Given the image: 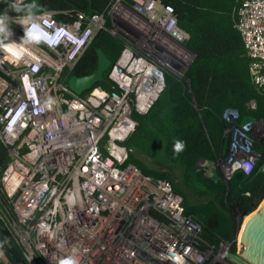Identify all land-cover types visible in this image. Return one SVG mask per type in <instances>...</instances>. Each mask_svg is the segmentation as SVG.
Masks as SVG:
<instances>
[{
  "label": "built area",
  "instance_id": "built-area-1",
  "mask_svg": "<svg viewBox=\"0 0 264 264\" xmlns=\"http://www.w3.org/2000/svg\"><path fill=\"white\" fill-rule=\"evenodd\" d=\"M4 13L11 18L9 40L18 43V14L5 6ZM56 13L36 12L56 36L54 46L12 47L0 38V141L8 152L0 185L14 215L10 235L27 264H60L68 255L79 264H228L231 244L201 248V226L184 214L171 184L128 163L122 144L136 124L133 114L145 113L163 90L165 74L184 77L193 59L187 33L154 0H111L104 12L78 11L69 21ZM234 26L251 79L264 88V0H241ZM101 29L123 41L109 66L111 89L93 85L76 94L65 79ZM237 116L231 108L223 112L231 125L220 162L225 179L245 173L244 165L252 170L259 158L253 137L264 141L263 121L236 125ZM0 261L7 264L1 253Z\"/></svg>",
  "mask_w": 264,
  "mask_h": 264
},
{
  "label": "trees",
  "instance_id": "trees-1",
  "mask_svg": "<svg viewBox=\"0 0 264 264\" xmlns=\"http://www.w3.org/2000/svg\"><path fill=\"white\" fill-rule=\"evenodd\" d=\"M154 1L158 10L168 7L177 25L188 34L185 46L193 59L184 77L165 74L163 90L145 113L133 114L136 124L122 144L128 149V163L152 179L171 184L181 198L184 214L201 226V248L212 246L216 250L233 240L237 218L253 211L264 192L263 139L252 144L259 158L250 173H242L238 179L223 177L220 162L229 148L227 130L231 126L223 118V112L227 108L236 110V125L259 120L264 124V88H257L251 79L249 58L234 26L235 9L241 0ZM33 2L25 0V3ZM110 2L43 0L42 10L56 11L58 19L69 21L78 11L87 15L104 12ZM1 9L4 7L0 4ZM104 26H110L106 12ZM97 48L103 50L112 65L123 48V41L105 29L99 30L65 81L71 74L84 76L94 72ZM108 71L109 67L103 72L104 80L94 86L111 89ZM177 140L185 145L179 152L174 151ZM7 161V148L0 141V173ZM210 168L211 175L207 173ZM13 218L0 185V230H6L8 244L24 263L16 262L1 243L0 253L7 264H27L23 247L9 232L8 223ZM228 250L235 252V245L231 244ZM35 264L43 263L35 259Z\"/></svg>",
  "mask_w": 264,
  "mask_h": 264
},
{
  "label": "water",
  "instance_id": "water-1",
  "mask_svg": "<svg viewBox=\"0 0 264 264\" xmlns=\"http://www.w3.org/2000/svg\"><path fill=\"white\" fill-rule=\"evenodd\" d=\"M33 3L37 5L35 12L43 8V0H34ZM4 4L9 7L7 1ZM88 9L90 10V6ZM9 10L14 12L10 7ZM96 54L97 65L94 72L84 76L71 74L68 77L67 85L74 93L81 94L96 82L104 80L103 72L110 66V60L101 48L96 49ZM241 174L242 171L238 169L234 172V177L238 179ZM7 239V232L2 228L0 230V243L3 245L4 250L16 262L24 263V260L8 244ZM230 244H234L236 250L235 252L226 250L225 257L232 264H264V192L260 195L259 203L253 211L248 214L243 213L237 218L234 238Z\"/></svg>",
  "mask_w": 264,
  "mask_h": 264
},
{
  "label": "clouds",
  "instance_id": "clouds-1",
  "mask_svg": "<svg viewBox=\"0 0 264 264\" xmlns=\"http://www.w3.org/2000/svg\"><path fill=\"white\" fill-rule=\"evenodd\" d=\"M9 7L18 14L14 19V23L18 24L23 31V36L18 43L10 41L9 37L12 33L6 21L11 18L6 13L0 14V38L9 40V46L18 47L21 43L24 45L40 43H46L49 46L55 45L57 42L56 36L48 33L36 16V4L25 3V0H12ZM184 146L183 141L177 140L174 144V151L179 152L183 150ZM251 167V164L244 165L245 173H250ZM245 195H248V193H245ZM60 264H79V261L75 255H68L60 261Z\"/></svg>",
  "mask_w": 264,
  "mask_h": 264
},
{
  "label": "rangeland",
  "instance_id": "rangeland-1",
  "mask_svg": "<svg viewBox=\"0 0 264 264\" xmlns=\"http://www.w3.org/2000/svg\"><path fill=\"white\" fill-rule=\"evenodd\" d=\"M253 138H254V139H258V140H259V139H261V138H262V135L258 133V135H254V137H253ZM207 173L211 175L213 172H212V170H211V169H209V170L207 171ZM218 252H222V250H219V249H218ZM227 263H228V264H232V263H229V262H227Z\"/></svg>",
  "mask_w": 264,
  "mask_h": 264
},
{
  "label": "crops",
  "instance_id": "crops-1",
  "mask_svg": "<svg viewBox=\"0 0 264 264\" xmlns=\"http://www.w3.org/2000/svg\"><path fill=\"white\" fill-rule=\"evenodd\" d=\"M7 2H8V1H7ZM10 3H11V2H8L9 5H10ZM4 6L9 10V7H7L5 4H4ZM4 6H3V7H4ZM9 11H10V10H9ZM10 12H11V11H10ZM11 13H15V12H11ZM259 121H260V120H259ZM246 122H247V123H244V125H249V123H250V122H253V121H246ZM242 124H243V123H242ZM227 131H228V130H227ZM228 132H229V131H228ZM230 143H231V132H230ZM229 146H230V144H229ZM228 150H229V148H228ZM227 153H228V151H227ZM227 153H226V154H227ZM225 156H226V155H225ZM225 156H224V157H225ZM210 169H211V168H210ZM208 170H209V169H208ZM208 170H207V171H208ZM211 170H212V169H211Z\"/></svg>",
  "mask_w": 264,
  "mask_h": 264
},
{
  "label": "flooded vegetation",
  "instance_id": "flooded-vegetation-1",
  "mask_svg": "<svg viewBox=\"0 0 264 264\" xmlns=\"http://www.w3.org/2000/svg\"><path fill=\"white\" fill-rule=\"evenodd\" d=\"M235 249H236V247H235Z\"/></svg>",
  "mask_w": 264,
  "mask_h": 264
}]
</instances>
